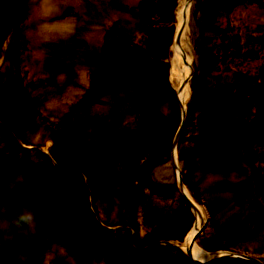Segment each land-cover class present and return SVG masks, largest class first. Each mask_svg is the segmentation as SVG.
<instances>
[{
    "label": "rangeland",
    "instance_id": "1",
    "mask_svg": "<svg viewBox=\"0 0 264 264\" xmlns=\"http://www.w3.org/2000/svg\"><path fill=\"white\" fill-rule=\"evenodd\" d=\"M178 6L0 0V186L24 181L39 205L0 264H198L172 244L195 222L172 164L180 124L177 164L205 214L196 245L234 254L212 264L264 262V0L191 1L184 114Z\"/></svg>",
    "mask_w": 264,
    "mask_h": 264
},
{
    "label": "bare ground",
    "instance_id": "2",
    "mask_svg": "<svg viewBox=\"0 0 264 264\" xmlns=\"http://www.w3.org/2000/svg\"><path fill=\"white\" fill-rule=\"evenodd\" d=\"M192 0H179V6L177 9V30L175 39L172 42V50H171V57H170V82L173 83L174 88L177 93V100L180 104L182 114H184V110L188 101L189 97V79L192 74V67H191V57L187 53L184 33L187 26L188 20V13L189 8L191 5ZM183 87V88H182ZM177 162V152L175 147H173L172 151V162ZM176 177L178 170L175 169ZM179 186V185H178ZM180 195L186 199L188 198L191 200L195 205V222L186 235L182 244L172 243L173 245L179 247L182 251H184L189 258L193 262H200L205 263L215 257L223 255L224 252H217V253H208L201 249L198 245H196L195 241L193 242L192 239L197 232H200L201 228L204 225L205 214L204 209L201 205H199L191 196L187 188L184 186L183 188L179 186ZM134 248H138L137 246H133ZM237 256V255H235ZM243 257L241 255H238Z\"/></svg>",
    "mask_w": 264,
    "mask_h": 264
},
{
    "label": "clouds",
    "instance_id": "3",
    "mask_svg": "<svg viewBox=\"0 0 264 264\" xmlns=\"http://www.w3.org/2000/svg\"><path fill=\"white\" fill-rule=\"evenodd\" d=\"M23 183L11 184L6 199L0 203V248L14 246L18 238L34 232L39 225V205L26 204L20 199L22 190L19 186Z\"/></svg>",
    "mask_w": 264,
    "mask_h": 264
},
{
    "label": "water",
    "instance_id": "4",
    "mask_svg": "<svg viewBox=\"0 0 264 264\" xmlns=\"http://www.w3.org/2000/svg\"><path fill=\"white\" fill-rule=\"evenodd\" d=\"M182 88H183V87H182ZM179 105H180V104H179ZM180 123H181V122H180ZM181 131H182V124H180V125L178 126V128H177V130H176V133H175L174 140H173V147H175V149H176L177 139H178L179 135L181 134ZM172 164H173L174 168H175L176 170H178V173H177V174H178V176H177V184L183 188V187H184V184H183V181H182V175H181V172H180V170H179L178 164H177V162H174V160H173ZM7 195H8V189H6L5 187H1V186H0V203H2V202L6 199ZM185 201H186V203L188 204V206L190 207V209L192 210V212L194 213V211H195V205H194V203H193L191 200H189L188 198H186ZM202 228H203V227H202ZM202 228H201V229H202ZM198 234H199V232H197V233L194 235V237H193V239H192L193 242L196 240ZM233 255H234L233 253H229V252H228V253H225V254L220 255V256H218V257H215V258H213V259H211V260H209V261H207V262H205V263H200V262H198V261L195 262V263H198V264H212V263L218 262V261L221 260V259H226V258L231 257V256H233ZM187 256H188V255H187ZM188 257H189V256H188ZM239 258H241V259L247 258L249 261L264 264V262H262V261H260V260H258V259L252 258V257H248V256L239 257ZM190 260H191V259H190ZM57 264H69V263H67V262H59V263H57ZM115 264H119V263H115Z\"/></svg>",
    "mask_w": 264,
    "mask_h": 264
}]
</instances>
